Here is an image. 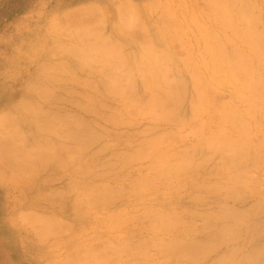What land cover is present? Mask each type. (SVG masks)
Segmentation results:
<instances>
[{"label": "clouds", "instance_id": "obj_1", "mask_svg": "<svg viewBox=\"0 0 264 264\" xmlns=\"http://www.w3.org/2000/svg\"><path fill=\"white\" fill-rule=\"evenodd\" d=\"M0 264H264V0H0Z\"/></svg>", "mask_w": 264, "mask_h": 264}]
</instances>
